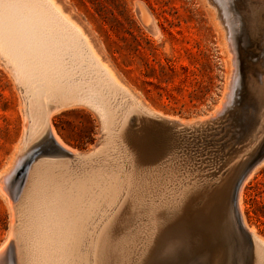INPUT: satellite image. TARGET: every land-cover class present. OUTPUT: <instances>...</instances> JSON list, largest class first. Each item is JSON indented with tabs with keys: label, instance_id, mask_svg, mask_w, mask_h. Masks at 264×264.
<instances>
[{
	"label": "rangeland",
	"instance_id": "rangeland-1",
	"mask_svg": "<svg viewBox=\"0 0 264 264\" xmlns=\"http://www.w3.org/2000/svg\"><path fill=\"white\" fill-rule=\"evenodd\" d=\"M229 2L234 8V16L238 17L232 23V32L227 21L215 15V12L220 15L218 0H56L63 12L77 22L84 33L89 34L98 54L118 81L150 109L167 118L163 122L132 115L127 124L125 141L131 155L133 153L137 171L142 172L149 165L145 159L149 154L147 149L158 151L162 147L159 140L163 135V153L151 163L154 167L164 165L165 178L175 177L176 185L179 184L175 187L176 192L167 190L171 188L165 190L164 195L168 196L164 197V206L158 213L157 231L149 226L152 229L150 233L155 237L148 241L144 234H140L142 237L136 243L130 264H258L254 251L241 235H224L229 221L224 191L228 184L236 182L242 171L256 164L264 152V99L259 93V90L264 92V0ZM226 32L233 43L231 53L235 58L233 68L237 74L234 82ZM1 62L2 59L0 173L12 169L14 165L18 168H14L15 177L13 179L12 176L7 185L11 199L0 193V250L3 246L7 248L6 251L2 249L0 256L9 264L10 258L16 260L12 236L18 235L21 218L17 206L27 181L28 169L39 157L60 156V152L52 137L46 136L39 144L16 157L29 115L15 76L11 74L10 67ZM56 112L52 122L65 144L82 154L97 153L99 145L103 148L104 125L90 108L67 106ZM237 113L241 114L238 116ZM171 118L194 127L173 130V126L166 122L172 121ZM42 145L44 147L41 148ZM254 171L243 188V215L248 225L264 238V162L257 163ZM182 187L186 190H181ZM133 207L131 203L123 207L119 230L127 227L137 231L136 227L146 224L139 210ZM202 220L210 221L211 230L198 225ZM194 224V228L185 234L175 231L177 225ZM7 241L8 245H5ZM141 248L142 252L139 251ZM174 248L178 251L170 255V250Z\"/></svg>",
	"mask_w": 264,
	"mask_h": 264
},
{
	"label": "bare ground",
	"instance_id": "bare-ground-1",
	"mask_svg": "<svg viewBox=\"0 0 264 264\" xmlns=\"http://www.w3.org/2000/svg\"><path fill=\"white\" fill-rule=\"evenodd\" d=\"M229 1L218 0L220 7L217 6L220 8V15L217 12H215V15L219 19L224 18L227 21L229 30L232 32V23L234 24L238 17L234 16V8L230 6ZM254 8L256 6L251 9ZM227 34L228 32H226L225 37L230 56H232L233 43L227 37ZM0 59L6 66L10 67L11 74L15 76L20 91L24 94L27 106L26 112L29 115V123H26L23 128V137L16 157L33 145L39 144L46 136L52 137L60 152V156H52L54 154H51L50 156L39 157L28 169L27 181L17 206L21 218L18 225V235L14 236V234L12 236L15 241L16 260L10 258L8 263L130 264L133 255H135L136 243L141 239V235L144 234L148 241L155 237V235L153 237L152 232V234L150 233V230L157 231L158 213L164 206L165 198L168 196L165 197V190L171 188L167 190L176 192L175 187H179V184L176 185L177 180H174L175 177L165 178L166 174L163 175L164 165L154 167L151 163L157 155L163 153L162 148L165 140L163 135L162 139L159 140V145L162 147H159L158 151L147 149L149 154L147 153L145 159L149 165L144 168V171H137L134 166L136 163H134L133 153L131 155L125 141L127 124L132 115H137V117L143 115L152 120L163 122L167 119L166 116L163 117L154 112L118 81L105 63L106 61L104 62L98 54V50L94 42L90 40L89 34L84 33L80 25L63 12L56 0H0ZM231 61L233 68V63L235 64L233 56ZM256 62L258 63V61ZM232 72L235 73L234 68ZM261 74L263 73L261 72ZM232 77L234 82L237 74L235 73ZM253 85L250 87L253 88ZM259 93L262 94L263 100L264 92L259 90ZM236 95H239V93ZM67 106H86L102 120L104 125V128H102L105 130V133L103 131L105 141L103 142L105 144L103 143L102 149V146L99 145L100 150L98 148L97 153L93 151L94 153L82 154L79 150L65 144L58 135L52 117L58 109ZM252 106H255V104ZM243 108L244 106L242 110ZM170 120L172 121L166 122L171 127L173 126V130L176 131L181 127L192 126V124L184 121L182 122L186 124H181V121L178 122L179 120L174 121L176 119L171 118ZM251 120L253 119L251 118ZM253 127L255 128V126ZM42 147L44 146L42 145ZM45 148L48 149L49 147L45 146ZM52 149L55 150V148ZM43 152L45 154V151ZM41 153L39 152V154ZM13 161L15 162V160ZM14 168L18 169L14 165L12 169L0 173V193L6 198H10L7 185L14 172L16 173ZM254 172V170L250 172L242 184L239 193L238 212L242 217L245 229L253 237L257 263L264 264V238L256 233L255 228L248 225L243 215L242 206L243 188L252 178ZM192 177L194 178V176ZM195 180L197 179L193 181ZM234 185L235 183L233 185L228 184L224 191V200L227 207L229 205L228 189L231 192ZM182 186L184 185L182 184ZM181 190L186 189L182 187ZM192 190L189 191L193 192ZM182 194L181 192V196ZM127 203L133 204V208L138 209L142 219L146 220L145 225L136 227L138 228L137 231L127 227L122 229L123 231L119 230L120 213ZM185 204L184 206H186ZM229 215H233V212H230ZM209 222L208 220H202L198 225L210 229L211 223ZM195 225L181 227L177 225L175 231L185 234L190 232ZM215 232L217 233V231ZM224 233L226 237L229 235L225 230ZM5 245H8V241ZM4 247L1 248L0 252ZM142 249H139V251ZM6 250L7 248H4V251ZM0 264H6L3 259L1 260V256Z\"/></svg>",
	"mask_w": 264,
	"mask_h": 264
},
{
	"label": "water",
	"instance_id": "water-1",
	"mask_svg": "<svg viewBox=\"0 0 264 264\" xmlns=\"http://www.w3.org/2000/svg\"><path fill=\"white\" fill-rule=\"evenodd\" d=\"M264 162V152L262 153L260 159L257 161V163H263ZM256 164L250 165L247 169L242 171L238 178L236 179L235 185L232 189V191L229 194V202H228V212H233V215H229V221L226 223V230L229 235L231 236H239L241 235L248 243L251 250L255 253V243L253 240V237L248 233V231L245 229L242 217L240 213L238 212V200H239V193L242 187V184L246 180L247 176L250 172H252L255 168ZM233 216V218H232Z\"/></svg>",
	"mask_w": 264,
	"mask_h": 264
},
{
	"label": "snow or ice",
	"instance_id": "snow-or-ice-1",
	"mask_svg": "<svg viewBox=\"0 0 264 264\" xmlns=\"http://www.w3.org/2000/svg\"><path fill=\"white\" fill-rule=\"evenodd\" d=\"M180 246L182 247V244ZM177 251H178V248H174V249L170 250L169 254L170 255H175Z\"/></svg>",
	"mask_w": 264,
	"mask_h": 264
},
{
	"label": "trees",
	"instance_id": "trees-1",
	"mask_svg": "<svg viewBox=\"0 0 264 264\" xmlns=\"http://www.w3.org/2000/svg\"><path fill=\"white\" fill-rule=\"evenodd\" d=\"M262 214H263V216H264V212H263Z\"/></svg>",
	"mask_w": 264,
	"mask_h": 264
}]
</instances>
